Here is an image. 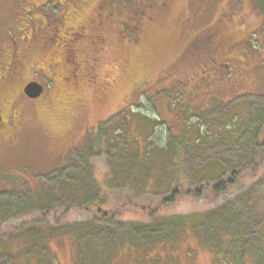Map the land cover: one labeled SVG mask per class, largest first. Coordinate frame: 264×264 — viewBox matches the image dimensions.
<instances>
[{
	"label": "rangeland",
	"instance_id": "obj_1",
	"mask_svg": "<svg viewBox=\"0 0 264 264\" xmlns=\"http://www.w3.org/2000/svg\"><path fill=\"white\" fill-rule=\"evenodd\" d=\"M20 2L21 0H0V42L4 45V51L0 55L5 60L10 53L9 45L12 37L17 36V42H20L15 22L16 9L19 8ZM80 2L81 0H75L76 4ZM241 2L243 4L240 11L235 13L234 18L247 13L245 21L248 27L259 30L263 19L251 12L253 9L248 0ZM112 3L111 10L114 16L115 14L129 16L139 4L138 1L132 3V0H112ZM229 4L235 5V0H174L167 14L165 13L159 21L145 24L148 33L143 37L144 43L139 50L132 51L129 57L131 64L139 63L142 66V71L138 67L137 73H144L146 78H149L148 87L132 93L129 97L128 94L135 87V83L141 80L135 79L136 71L133 74L131 71L122 72L121 57L120 70L117 68L118 62L115 66L108 64L109 68L106 71L113 75V79L105 92L100 95L96 94L90 98L91 91L84 87V89H76L75 94L72 92L68 95L60 94L53 107L49 105L42 108L39 105L35 106L37 104L31 102L29 98L16 97L14 107L20 108L19 117L16 119L17 125L13 128L8 127L7 135L0 131V191L11 192L9 195H13V206L21 204L28 196V182L35 184L36 181L44 189L60 193V201L65 203V182L72 173L82 172L83 165L88 164L87 171L93 172L99 179L107 178L116 164L123 160L120 154L123 152V147L147 145L145 136L148 132L143 130L146 126L143 119L137 117L135 112L146 113L150 107L154 111L157 108L161 109L159 112H163L168 117H175L181 113L186 115L188 112L190 115L188 120L193 130L199 126V131L209 134H205L204 141H198L190 128L184 127V134L188 141L194 140L195 145L199 144L195 151L201 150L200 153L208 160H220L221 157L232 155L229 150H224L223 141L212 137L211 133L220 129L223 112H227L228 109L238 112L245 106H248L249 110H255L256 107L264 105L263 37L260 33L258 38L253 35L247 45L235 46L229 51L232 69H227L226 73L219 65L223 61L221 52L213 54L206 47L187 48L192 36L211 25L219 14L227 10ZM179 18H186L183 29L178 27L171 30L172 20ZM141 19L139 18L141 23L144 22V18ZM53 25L54 21H51V26ZM118 25L114 27L116 46H118V34L126 32L122 30L123 25ZM123 55L124 53L117 48V59ZM124 63H127L126 59ZM93 85L98 88L97 84ZM166 90L173 95L165 98ZM95 96L100 99H95ZM230 111L227 112L228 117ZM159 112L149 111L148 116L161 120L155 125L153 142L163 144L167 140L168 130ZM101 123L103 127H100ZM193 123H196L195 126ZM99 129H103L109 138V142L104 138L101 153L81 167L71 164L63 169L68 161L72 163L77 161L79 152L77 149L85 148L98 136ZM258 160L256 159L251 165L252 171ZM164 161L167 170L171 172L172 163L168 159ZM199 162L201 159H197L196 165ZM241 179L236 188L217 198L209 192H203L202 197L196 198L193 196L194 192L187 195L184 194L185 189H183L182 195L173 204H161L156 215L187 214L192 211L212 209L236 194L242 195L250 181L245 177ZM152 182L153 180L150 179L149 184ZM157 186L160 189L162 185ZM192 186V190L197 187ZM132 193L122 188L107 191L105 209L122 220L148 221V217L139 209L142 208L140 206H146L147 211H150L151 208L160 205L162 195L139 193L135 196ZM168 195L169 192L164 193L165 197ZM241 209L243 210H240L239 221L250 219L253 222L259 219L264 211V198L259 194L249 193L244 196V206ZM89 213V211L85 214L75 211L67 216V220L87 219L92 216ZM186 233L187 230L183 234L187 239L185 238V245L180 251L173 250L167 256L162 248V259L154 260L145 254L143 258L137 260L132 257H124L115 262L111 260V264H228L225 259L219 262L215 260L211 248L201 247ZM260 236L259 225L250 224L241 237L248 247L254 245ZM0 238L6 240L7 236L2 234ZM98 244L100 243L97 241L96 245ZM49 248L53 251L55 256L53 258L58 264H75L76 247L72 240L63 236H53L49 240ZM45 252V249L40 250V255L44 256ZM32 254L33 250H28L23 258L31 259ZM244 257L242 264H257L253 252H246ZM46 259L49 261L50 257ZM12 263L9 254L0 253V264Z\"/></svg>",
	"mask_w": 264,
	"mask_h": 264
},
{
	"label": "trees",
	"instance_id": "obj_2",
	"mask_svg": "<svg viewBox=\"0 0 264 264\" xmlns=\"http://www.w3.org/2000/svg\"><path fill=\"white\" fill-rule=\"evenodd\" d=\"M137 1L139 3L137 8H134L129 16L115 14L117 17L115 25H123L122 30H126L125 34H118L119 40L116 46L124 53L118 58L119 61L121 57L123 63H121L122 72L131 71L133 74L136 71L135 79L141 80L135 83L128 97L132 93L147 88L149 80L144 73H137L138 67L142 71V66L139 63L131 64L129 55L132 51L139 50L144 43L143 37L148 33L145 24H150V21H159L174 3V0H132V3L135 4ZM248 2L253 9L251 12L263 19L259 30L248 27L245 21L247 13L234 18L243 4L241 0H235V5L229 4L227 10L219 14L211 25L194 34L187 48L206 47L210 53L221 52L223 61L219 65L225 69L226 73L227 69H232L231 61H229L231 56H228V52L235 46L247 45L251 37L255 35L258 38L259 33L263 37L264 45V0H248ZM139 18L140 20L144 18V22L141 23ZM185 21L186 18L172 20L171 30L178 27L182 30ZM63 43L61 38L49 37L37 41L34 46L36 51H48L54 54V51L63 50ZM119 63L118 70L121 65ZM116 64L117 62L114 66ZM34 67L30 66L27 72H24V69L19 70L20 73L15 74L14 78L17 77L20 80H0V96L14 90L15 100L17 95L21 96L22 84L27 81L23 79H30L34 74L36 77L45 79L43 80L46 84L44 95L49 98L45 106L53 107L56 103H53L54 100L51 101L50 98L55 99L58 89H64V85L77 77L75 89H78V86H85L88 91H91L90 98L96 94L100 95L108 88H105V83L109 84V80H106L108 75L106 67L94 71L85 70L80 74L75 66H66L68 80H48L38 67H35L37 71L33 74ZM23 72L25 75H20ZM65 72H67L66 69ZM110 75L113 78L111 73ZM93 84H97L98 88H95ZM165 95L166 98L173 94L166 90ZM96 97L95 99H100ZM34 102L40 104L39 100ZM150 108L147 110L152 113L161 110L157 108L154 111ZM148 112H135L137 117L143 119L146 126L143 130L148 132L145 136L147 145L123 147V152L120 153L123 160L116 164L107 178L99 179L93 172L87 171L88 167H86L92 157H97L101 153L104 138L109 142L103 129H99L98 136L85 148L77 149L79 151L77 161L74 163L68 161L63 169L71 164L79 167L83 164L87 165H83L82 172L78 171L68 176L69 180H66L64 187L65 203L60 201V193L44 189L38 181L35 184L28 182V196L17 206H13V195H9L11 192L0 191V236L2 234L7 236L6 240L0 238V253L9 254L12 264H58L53 258L55 257L53 251L49 248V240L53 236H63L72 240L76 247L75 264H111V260L115 262L124 257L137 260L143 258L145 254L158 260L163 258L162 248L167 256L173 250L180 251L185 245L187 238L183 234L187 230L186 234L192 236L201 247L212 249L214 259L218 262L225 259L228 264H242L245 253L253 252L255 262L264 264V245H262L264 211L259 219L253 222L250 219L239 221L245 195L255 193L264 198V105L256 107L255 110H249L248 106L238 112L232 110L229 117L227 112H223L220 129L218 128L211 135L222 140L225 145L224 150H229L232 155L221 157L220 160H208L200 153L201 150L195 151L199 146L198 143L195 145L194 140L188 141L183 131L184 127L193 130L188 120L190 116L188 112H186L187 116L181 113L175 117H168L163 112H159L168 130L167 140L163 144L153 142L155 125L161 120L148 116ZM101 126L104 125L101 123ZM198 128L199 126L193 130L196 139L204 141L205 134L209 133L201 132ZM2 132L8 133V129ZM165 159L173 165L171 172L167 170ZM197 159H201L198 165H196ZM256 159L259 160L252 171L251 165ZM242 177L250 181L242 195L236 194L212 209L192 211L187 214L156 215L163 204H173L182 195L183 189H185L184 194L187 195L194 192L193 196L196 198L202 197L203 192H209L217 198L236 188ZM150 179L153 180L152 184H149ZM157 185L162 186L159 189ZM192 185L197 187L192 190ZM115 188L125 189L130 194L133 192L135 196L139 193L162 195L160 205L149 208L150 211H147L146 206H140L142 208L139 209L144 216L148 217V221L122 220L105 209L107 191L110 192ZM165 192H169L167 197L164 196ZM75 211L83 214L89 211L92 216L87 219L67 220V216ZM250 224L259 225L261 236L257 238L254 245L246 247L241 236ZM97 241L100 244L96 245ZM42 249L46 250L44 256L40 255ZM28 250H33L31 259H24L23 255L26 256ZM46 257H50V260L48 261Z\"/></svg>",
	"mask_w": 264,
	"mask_h": 264
},
{
	"label": "flooded vegetation",
	"instance_id": "obj_3",
	"mask_svg": "<svg viewBox=\"0 0 264 264\" xmlns=\"http://www.w3.org/2000/svg\"><path fill=\"white\" fill-rule=\"evenodd\" d=\"M111 5L112 0H81L79 4H76L75 0H21L15 20L20 42H17V36L14 38L11 36L10 53L7 56L6 51V60L0 55V80H20L14 78V75L19 74V70L22 69L27 72L30 66L38 67L48 80H68L66 66H75L82 74L89 69L92 71L103 67L108 69V64L114 65L119 62L116 57L114 30L116 16L111 10ZM51 21H54L53 26ZM49 37L61 38L62 43L64 42L63 50L54 51V54L36 51L34 46L36 42ZM3 46L0 42V53L4 51ZM35 67L33 74L37 71ZM24 72L20 75L24 76ZM106 72L109 84L106 82L105 88L110 85V79H113L110 73ZM23 80L27 81L22 84L21 96L17 97L29 98L31 102L39 100V107H44L49 101L44 95L45 79L34 74L32 78ZM32 80H37L44 86L42 94L37 98H30L24 92L25 85ZM77 82L78 77L64 85V89L59 88L55 99L50 100L56 103L60 94L68 95L70 92L75 94ZM84 87L78 86V89ZM14 97V90L0 96V131L17 125L16 119L19 117L20 108L14 107Z\"/></svg>",
	"mask_w": 264,
	"mask_h": 264
},
{
	"label": "water",
	"instance_id": "obj_4",
	"mask_svg": "<svg viewBox=\"0 0 264 264\" xmlns=\"http://www.w3.org/2000/svg\"><path fill=\"white\" fill-rule=\"evenodd\" d=\"M43 89L44 86L41 82L32 80L25 85L24 92L30 98H37L42 94Z\"/></svg>",
	"mask_w": 264,
	"mask_h": 264
},
{
	"label": "bare ground",
	"instance_id": "obj_5",
	"mask_svg": "<svg viewBox=\"0 0 264 264\" xmlns=\"http://www.w3.org/2000/svg\"><path fill=\"white\" fill-rule=\"evenodd\" d=\"M138 151H139V149H138Z\"/></svg>",
	"mask_w": 264,
	"mask_h": 264
}]
</instances>
